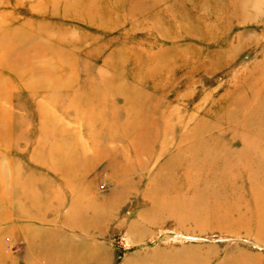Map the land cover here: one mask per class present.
<instances>
[{
  "label": "rangeland",
  "instance_id": "obj_1",
  "mask_svg": "<svg viewBox=\"0 0 264 264\" xmlns=\"http://www.w3.org/2000/svg\"><path fill=\"white\" fill-rule=\"evenodd\" d=\"M53 1L0 0V27L43 29L74 71L44 88L6 77L0 217L16 218L0 264H24L26 225L75 264H264V0Z\"/></svg>",
  "mask_w": 264,
  "mask_h": 264
},
{
  "label": "bare ground",
  "instance_id": "obj_2",
  "mask_svg": "<svg viewBox=\"0 0 264 264\" xmlns=\"http://www.w3.org/2000/svg\"><path fill=\"white\" fill-rule=\"evenodd\" d=\"M74 1L75 0H57L53 1V5L56 3H63V9L71 10V8H74ZM169 1V0H168ZM178 1V0H177ZM198 1V0H197ZM201 1V0H200ZM221 1V0H219ZM49 2V1H48ZM196 3V2H194ZM200 3V2H199ZM212 3V2H211ZM193 4V3H190ZM222 4V3H221ZM220 4V5H221ZM162 5V4H161ZM173 5V4H172ZM216 5V3H215ZM44 6V5H43ZM56 6V5H55ZM175 6V5H174ZM173 6V7H174ZM195 6L194 4L192 5ZM219 6V4H218ZM244 6V5H243ZM247 6V5H246ZM37 7V6H36ZM220 7V6H219ZM42 8V7H41ZM45 8V6H44ZM196 8V6H195ZM221 8V7H220ZM50 9V8H49ZM58 9V8H57ZM178 9V7H177ZM190 9V8H189ZM192 9V8H191ZM203 9V7H202ZM225 8H223L224 10ZM47 10V9H46ZM52 10V8H51ZM92 10V9H91ZM197 10V9H196ZM208 10V9H207ZM221 10V11H223ZM45 11V10H44ZM88 11V10H87ZM195 11V10H194ZM218 11V10H217ZM86 12V11H85ZM206 12V11H205ZM215 12V11H214ZM224 12V11H223ZM194 13V12H193ZM196 13V12H195ZM198 13V12H197ZM208 13V11H207ZM211 13V12H210ZM117 14V13H116ZM202 14V12H201ZM85 15V14H84ZM96 15V14H95ZM194 15V14H193ZM204 15V14H202ZM217 15V14H216ZM222 15V14H221ZM99 16V15H98ZM150 16V15H149ZM73 17V16H72ZM152 17V16H151ZM202 17L201 15L199 18ZM211 17V16H210ZM213 17V16H212ZM220 17V14H219ZM178 18V16H177ZM209 18V17H208ZM87 19V18H86ZM176 19V18H175ZM201 19V18H200ZM205 19V18H204ZM154 20V19H153ZM156 20V19H155ZM158 20V19H157ZM175 21V20H174ZM186 21V20H185ZM188 21V20H187ZM198 21V20H197ZM40 22V21H38ZM37 22V23H38ZM92 22V21H91ZM196 22V21H195ZM2 24V23H1ZM36 24V23H35ZM41 24V23H40ZM144 24V23H143ZM158 24V23H157ZM34 25V24H33ZM153 25V24H152ZM35 26V25H34ZM93 26V25H92ZM103 26V25H102ZM184 26V25H183ZM22 27V26H21ZM31 26L28 24L24 27V30L21 32L20 28L10 26L6 23L5 26L0 27V100L6 101L8 99L9 93L11 92L13 86L11 84V80L9 81L6 79L8 76L9 79H16L19 83H25L27 87H37V88H44L45 85L43 82H50V83H57V84H66L72 83L73 79V58H71V55H68L67 53L63 52L62 50L65 48H60L59 45H52L53 49H56L57 52L50 53L47 46L48 40V34L43 29H36L34 31V34L27 35L25 34V29H29ZM33 29V27H31ZM49 30V27H48ZM47 30V32H49ZM52 31V30H50ZM70 31V30H69ZM30 32V31H28ZM37 32V33H36ZM57 33V32H56ZM63 33V32H62ZM61 33V34H62ZM58 34V33H57ZM44 36V39L41 41L39 40L40 36ZM63 36V35H62ZM84 40V39H83ZM64 42V41H63ZM85 43V41L83 42ZM52 44V43H51ZM50 46V45H49ZM71 47H74L73 44L70 45ZM84 47V46H83ZM71 49V48H70ZM75 49V48H74ZM73 49V51H74ZM32 52V53H31ZM119 54V53H118ZM169 52L168 51H162V52H154L152 53L151 60L153 61L151 63L149 68L150 70H154L157 68L159 63L168 57ZM114 53L111 55L113 56ZM116 55V54H115ZM45 56L46 60H44V63L42 66H35L34 61H39L43 59L42 57ZM111 56L109 60L111 59ZM108 57V56H107ZM45 59V58H44ZM118 60V59H117ZM55 62L56 65L53 64ZM109 63V62H107ZM147 71V69H146ZM118 74V73H117ZM11 77V78H10ZM118 80V79H117ZM21 85V84H20ZM49 85V84H48ZM47 86V85H46ZM113 88V87H112ZM34 90V89H33ZM108 91L107 89H105ZM35 91V90H34ZM37 91V90H36ZM32 92V91H31ZM38 92V91H37ZM36 92V93H37ZM58 93V92H57ZM55 93V94H57ZM38 94V93H37ZM60 94V91L59 93ZM36 95V94H35ZM54 98V93L52 94ZM61 96V95H57ZM56 99V98H55ZM54 99V100H55ZM9 116L8 112L2 108L0 105V141H7L9 134L7 131V122H8ZM181 144V143H180ZM188 146V144L186 145ZM191 146V145H190ZM185 147V146H184ZM245 147V146H244ZM216 148V147H214ZM247 148V147H246ZM186 149V148H185ZM192 151H195L194 155H200L201 150L199 153V148L192 147ZM248 149V148H247ZM198 153H197V152ZM49 152V151H48ZM181 152V151H180ZM237 153V152H235ZM243 153V152H242ZM51 155L54 156H65L64 153L58 152V151H51ZM57 154V155H56ZM208 154V153H207ZM218 154V153H217ZM216 154V155H217ZM245 154V153H244ZM188 155V154H187ZM190 155V153H189ZM186 156V155H185ZM234 156V155H232ZM237 156V155H235ZM183 157V156H182ZM203 158V156H202ZM243 158V157H242ZM248 158V157H247ZM193 159V158H192ZM223 159V158H222ZM244 159V158H243ZM211 163L216 164L218 167L221 168H228L229 166H226L229 162H223L219 161L220 158H211L209 159ZM249 160V159H248ZM205 161V160H204ZM236 161V160H235ZM240 161V160H239ZM245 161V160H243ZM233 162V161H232ZM190 163V162H189ZM240 163V162H239ZM236 164V163H235ZM207 165V164H206ZM232 166V165H231ZM234 166V165H233ZM239 166V164L237 165ZM241 166V165H240ZM239 166V167H240ZM193 167V166H192ZM213 167V166H212ZM245 167V166H243ZM220 168V169H221ZM230 168V167H229ZM193 169V168H192ZM236 169V168H235ZM244 169V168H243ZM203 170V169H202ZM208 170V169H205ZM239 170V169H236ZM242 170V169H241ZM189 171V170H188ZM216 171V170H215ZM230 172V170H227ZM214 172V171H213ZM163 173V172H162ZM216 173V172H215ZM223 173V172H222ZM221 173V174H222ZM226 173V172H225ZM224 173V174H225ZM217 174V173H216ZM223 175V174H222ZM221 175V176H222ZM187 176V175H186ZM219 177V176H218ZM190 178V177H189ZM204 178V177H203ZM217 179V178H216ZM153 183V182H152ZM161 184V183H160ZM151 187V185H150ZM158 187V185H157ZM155 188V187H154Z\"/></svg>",
  "mask_w": 264,
  "mask_h": 264
},
{
  "label": "crops",
  "instance_id": "obj_3",
  "mask_svg": "<svg viewBox=\"0 0 264 264\" xmlns=\"http://www.w3.org/2000/svg\"><path fill=\"white\" fill-rule=\"evenodd\" d=\"M8 199V198H7ZM11 202L14 201L13 199L10 201L9 199L7 200V203L9 204ZM74 202V201H73ZM71 213L72 210L67 211L66 214H63L61 217V227H71L74 226V221H71ZM15 215L13 214V212L11 210H9L8 206H7V210H5L4 215H2L0 217V222H7V223H13V221H15L14 217ZM29 217H31L29 215ZM35 217V216H34ZM13 226V225H12ZM28 227L32 228V231L29 232V234L31 233H35V237L36 239L31 240L30 242V247L27 248V250L24 251L23 253V263L24 264H42V256L43 254H46L48 257V261L46 264H75L76 259L73 256V248L72 247H61L59 248H53L50 250H47L45 248H42V244H43V238H42V229H39V227L34 228L33 225H26ZM15 228V227H13ZM25 231V227L22 228ZM29 230V229H28ZM64 233V231H62ZM50 233L52 234H57V233H61L60 231H50Z\"/></svg>",
  "mask_w": 264,
  "mask_h": 264
}]
</instances>
